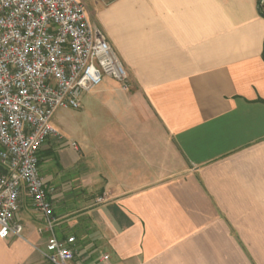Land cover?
Returning <instances> with one entry per match:
<instances>
[{"label": "crops", "instance_id": "1", "mask_svg": "<svg viewBox=\"0 0 264 264\" xmlns=\"http://www.w3.org/2000/svg\"><path fill=\"white\" fill-rule=\"evenodd\" d=\"M81 1L130 86L104 77L40 151L70 264H264L260 0ZM15 221L0 264H52L26 193Z\"/></svg>", "mask_w": 264, "mask_h": 264}, {"label": "built area", "instance_id": "2", "mask_svg": "<svg viewBox=\"0 0 264 264\" xmlns=\"http://www.w3.org/2000/svg\"><path fill=\"white\" fill-rule=\"evenodd\" d=\"M104 77L130 86L122 59L83 1L0 0V237L22 234L15 215L26 193L43 217L39 232L48 233L44 254L52 264H70L75 237L56 232V188L40 171V151L49 137L64 139L55 111L80 108L81 95Z\"/></svg>", "mask_w": 264, "mask_h": 264}, {"label": "rangeland", "instance_id": "3", "mask_svg": "<svg viewBox=\"0 0 264 264\" xmlns=\"http://www.w3.org/2000/svg\"><path fill=\"white\" fill-rule=\"evenodd\" d=\"M264 8V3L263 6ZM80 111L79 108H58L53 116V122L56 124L66 136H70L69 138L74 139L78 137L81 129V118L78 115ZM41 171V169H40ZM42 173V172H41Z\"/></svg>", "mask_w": 264, "mask_h": 264}, {"label": "trees", "instance_id": "4", "mask_svg": "<svg viewBox=\"0 0 264 264\" xmlns=\"http://www.w3.org/2000/svg\"><path fill=\"white\" fill-rule=\"evenodd\" d=\"M260 8H261L262 13L264 14V8L262 6H260ZM262 55H263V58H264V45H263V53H262Z\"/></svg>", "mask_w": 264, "mask_h": 264}]
</instances>
